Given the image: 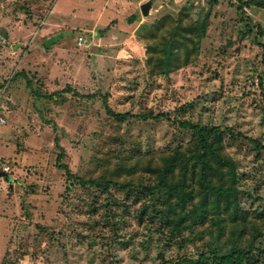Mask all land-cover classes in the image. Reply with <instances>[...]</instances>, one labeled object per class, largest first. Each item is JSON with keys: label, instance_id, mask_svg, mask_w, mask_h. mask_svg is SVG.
Listing matches in <instances>:
<instances>
[{"label": "rangeland", "instance_id": "rangeland-1", "mask_svg": "<svg viewBox=\"0 0 264 264\" xmlns=\"http://www.w3.org/2000/svg\"><path fill=\"white\" fill-rule=\"evenodd\" d=\"M138 1L119 8L108 23L86 29L102 11L98 0H0V38L10 42L3 45L0 39V118L5 120L0 166H7L11 177H0V264H158L180 254L197 257L202 241L184 249L164 243L138 219L142 201L127 199L125 192L112 187L117 202L110 198L109 209L119 217L108 222L105 193L79 185L65 190L63 171L55 167V137L65 151L63 162L85 179L107 173L105 143L118 129L151 152L189 138L165 121L113 126L101 96L114 111L137 114L151 108L201 125L231 127L264 145V89L257 81L264 71V10L240 12L226 0L212 6L209 0H155L151 16L144 18ZM207 12L197 56L168 75L151 73L145 48L173 31L178 19L190 24ZM131 14L138 15L134 22L127 20ZM56 18L65 25L42 36ZM160 23L159 35L151 37ZM110 27L118 32L99 40L96 33ZM78 36L86 39L82 47ZM61 90L67 92L46 97ZM87 94L95 97H82ZM226 140L243 174V207L264 215V153L256 158L247 141ZM260 240L264 247V225Z\"/></svg>", "mask_w": 264, "mask_h": 264}, {"label": "trees", "instance_id": "trees-1", "mask_svg": "<svg viewBox=\"0 0 264 264\" xmlns=\"http://www.w3.org/2000/svg\"><path fill=\"white\" fill-rule=\"evenodd\" d=\"M217 1L209 0V3L212 6ZM226 1L240 12L244 9L264 10V0ZM208 18L209 12L190 24H183L178 19L173 31L166 30L158 41L147 46L146 64L151 67L150 72L168 75L189 64L197 56ZM161 24L151 37L159 35ZM257 31L262 35L260 27ZM257 81L264 89V71L257 74ZM65 92L67 90L53 92L46 97L54 98ZM82 97L94 98L95 95ZM101 99L107 121L113 126L119 128L130 120L165 121L188 132L189 138L173 149L151 152L144 151L139 139L118 129L105 143L103 162L109 166L107 173L101 179H85L63 162L65 151L55 137L58 149L55 167L63 171L66 191L79 185L105 193L104 216L105 221L110 222L109 218L119 217L116 211L109 209L110 200H115L111 195V189L115 187L125 192L127 199L131 196L142 201L138 219L154 228L164 243L184 249L188 243L195 245L196 241H202L195 259L180 254L170 261L162 258L158 264H258L259 260H264L260 240L264 215L243 207L241 198L247 195L242 189L243 174L226 145V138L245 140L258 158L264 153V145L258 139L235 132L231 127L201 125L171 117L166 112H154L151 108L137 114L114 111L105 96ZM206 233L209 240L204 242Z\"/></svg>", "mask_w": 264, "mask_h": 264}, {"label": "crops", "instance_id": "crops-1", "mask_svg": "<svg viewBox=\"0 0 264 264\" xmlns=\"http://www.w3.org/2000/svg\"><path fill=\"white\" fill-rule=\"evenodd\" d=\"M134 1H136V0H98L97 6L100 5V7H103V8H101L102 11L96 12L94 14V17L90 21L91 23H89V25H86L85 28L88 29V28H91L93 26L96 27L100 23H106L107 21H110L112 19L113 15H116L117 13L120 12L119 8H122V7L125 8L129 4H134ZM143 1H145V0H139L138 1V11H139L138 15H141L140 10H139V6H140V4H142ZM58 5L59 4H57V6ZM97 6H96V8H97ZM54 9H55V5L53 6L52 11H54ZM89 10H91V9L89 8ZM89 10H88V12H91ZM152 10H153V8H152ZM152 10H151V14H152ZM151 14H150V16H151ZM138 15L137 14H131L127 20L134 22L137 19ZM62 25H65L64 21H61L60 18H56V20H54L53 22H49V24L46 25L45 28H43L42 36H44V35L47 36L50 33L54 32L55 30L61 29V27H63ZM106 30L107 31L104 34H102V32L101 33L95 32L96 34H99V40L104 41L106 39H111L112 38L111 36H114L115 32H118V31L114 30V28H111V29L106 28ZM36 50H38V49H35V51Z\"/></svg>", "mask_w": 264, "mask_h": 264}, {"label": "water", "instance_id": "water-1", "mask_svg": "<svg viewBox=\"0 0 264 264\" xmlns=\"http://www.w3.org/2000/svg\"><path fill=\"white\" fill-rule=\"evenodd\" d=\"M154 2L155 0H146L145 2L140 4L139 10L142 17L147 18L150 16ZM0 177H3L4 179L11 181V177L3 171H0Z\"/></svg>", "mask_w": 264, "mask_h": 264}, {"label": "built area", "instance_id": "built-area-1", "mask_svg": "<svg viewBox=\"0 0 264 264\" xmlns=\"http://www.w3.org/2000/svg\"><path fill=\"white\" fill-rule=\"evenodd\" d=\"M1 39V43L3 44V45H8V44H10V42L8 41V40H6V39H4V38H0ZM86 43V39L83 37V36H78L77 37V46L78 47H82L83 46V44H85ZM0 123L1 124H5V120L3 119V118H0ZM0 171H3V172H5V173H7V171H8V167L7 166H0Z\"/></svg>", "mask_w": 264, "mask_h": 264}]
</instances>
